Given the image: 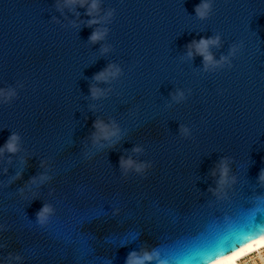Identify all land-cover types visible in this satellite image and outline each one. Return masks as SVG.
I'll use <instances>...</instances> for the list:
<instances>
[{"label":"water","instance_id":"water-1","mask_svg":"<svg viewBox=\"0 0 264 264\" xmlns=\"http://www.w3.org/2000/svg\"><path fill=\"white\" fill-rule=\"evenodd\" d=\"M200 2L101 0L100 15L110 8L115 13L89 27L86 8L65 0H0V89L18 94L6 103L0 97V148L13 132L21 137L19 152L0 154V224L7 229L0 230V245H8L0 247V258L11 251L24 257L14 264H125L144 241L174 245L213 218L249 211L264 195L258 181L264 169V0H214L204 20L195 13ZM96 27L110 31L93 43ZM217 34L221 44L211 48L217 60L234 43L243 41V48L231 67L205 71L203 56L188 57L187 46ZM106 44L112 47L103 53ZM110 63L122 69L120 76L96 81ZM93 84L107 95L94 99ZM177 90L185 93L179 102L172 96ZM97 118L120 126L114 147L93 145ZM182 124L190 136L181 134ZM136 146L143 151L134 152ZM122 155L154 167L146 176L129 171L125 178ZM224 156L234 158L237 183L219 199L208 189L216 187L211 172ZM18 172L21 178L13 180ZM41 173L52 179L29 191V181ZM45 202L56 213L40 226L36 213ZM258 218L264 222V212ZM231 230L241 239L218 255L264 234V225L248 231L233 222ZM167 258L171 264L190 259Z\"/></svg>","mask_w":264,"mask_h":264},{"label":"clouds","instance_id":"clouds-1","mask_svg":"<svg viewBox=\"0 0 264 264\" xmlns=\"http://www.w3.org/2000/svg\"><path fill=\"white\" fill-rule=\"evenodd\" d=\"M214 0H201L199 4L195 7L196 16L201 19H208L213 11ZM65 5L72 7L74 5H79L80 7L86 8V16L92 17L86 21L89 27L93 25H101L104 22L110 21V18L113 17L115 9L110 8L105 15H100L101 9V0H65ZM65 5H58V8L62 9ZM73 11L75 9L73 8ZM76 15L79 17L80 13L77 11ZM57 19V18H53ZM58 22V21H57ZM83 22V21H82ZM74 26H77L76 21H72ZM110 29L108 27H96L90 36V41L93 43L104 40L107 36ZM221 44V35L217 34L212 37H201L199 40H193L187 47L188 53L187 56L194 58L196 55L203 56L204 70L215 71L217 68H223L225 65L231 67L232 61L231 58L236 56L237 53L243 48V41L239 44H232L230 51L227 55H221L220 59L215 58V54L211 51L212 46H220ZM111 45H104L102 47V52L107 53L111 50ZM122 69L116 63H110L107 68L98 72L95 75L96 81H105L110 82L112 79H115L120 76ZM110 91V89L108 90ZM18 94L15 88L10 89H0V97H3V102H8L12 100L13 97H16ZM91 95L94 99H98L101 96L107 95V91L98 87L96 84L91 86ZM173 99L177 102L185 98V93L183 90H177L172 94ZM93 126L96 131L92 134L93 145H98L99 148L103 149L104 147H114L115 144L121 139V128L116 123L115 120H112L111 123H106L103 119L97 118L93 122ZM181 134L185 137L191 135V130L186 125H181L180 127ZM115 138V139H113ZM21 137L18 133L13 132L5 145L0 148V154L4 152L17 153L21 150L20 141ZM102 141H108L109 143L105 145ZM134 152L140 153L143 151V148L136 146L133 149ZM89 159H92V155L88 156ZM11 159V157L9 158ZM234 158L229 156H224L217 163L216 167L212 169L211 175L213 177H218L216 180V187L213 188L209 186V191L216 195L219 199H225L229 196L228 189L234 186L237 183V176L232 174V169L230 166V161ZM46 161L41 162V166L46 165ZM120 167L123 170L125 178L129 171H135L136 173L141 174V176H146L149 169L154 167L152 162L142 161L138 162L132 157L121 156L120 157ZM7 172V169H5ZM22 173H17L13 180L21 178ZM52 177L47 173H41L39 177L33 176L29 181V191H31V184H43L51 180ZM258 181L261 186H264V169H261L258 175ZM21 194H25V188L22 187L19 189ZM54 191V190H53ZM27 198V196H26ZM36 198V194L33 193V199ZM257 208H264V195H257L254 198V204L249 211H255ZM121 209L119 207L114 209L113 215H118ZM56 213V208L52 203L45 202L43 206L37 211L35 222L40 226L47 225L52 217ZM260 213H257L259 215ZM0 230L6 231L4 225L0 224ZM264 244V234L258 235L256 238L248 242L243 246V248L253 247ZM5 243L0 245V247H7ZM161 246L159 244H153L149 241H144L141 248L131 251L126 258L125 264H171L170 260L162 255L160 250ZM243 248L240 251H243ZM238 252L233 251L231 255L235 256ZM24 257L19 253L8 252L7 257L0 258V264H14L15 262L23 261ZM225 256L220 255L218 259H213L208 262V264H224ZM258 264H264V257L260 259Z\"/></svg>","mask_w":264,"mask_h":264},{"label":"snow or ice","instance_id":"snow-or-ice-1","mask_svg":"<svg viewBox=\"0 0 264 264\" xmlns=\"http://www.w3.org/2000/svg\"><path fill=\"white\" fill-rule=\"evenodd\" d=\"M264 212V208H257L255 211H244L242 209L233 211L228 216L213 218L208 224H205L194 235L184 237L174 245H163L160 250L166 257L188 256L187 261L195 264H203V261H212L218 259L219 249H224L234 240H240L241 237L231 230L233 222H242L246 230L254 231V226L264 225L259 221L257 213ZM224 225H227L226 228ZM211 237V239H208ZM231 251V249H229Z\"/></svg>","mask_w":264,"mask_h":264},{"label":"bare ground","instance_id":"bare-ground-1","mask_svg":"<svg viewBox=\"0 0 264 264\" xmlns=\"http://www.w3.org/2000/svg\"><path fill=\"white\" fill-rule=\"evenodd\" d=\"M264 244L258 245V246H253V247H248V248H243L240 247L236 249L235 251L238 252L237 255L233 256L231 253L227 254L225 256L224 264H240V260H242L244 257L247 255L257 251L261 247H263ZM243 248V251H240V249Z\"/></svg>","mask_w":264,"mask_h":264},{"label":"built area","instance_id":"built-area-1","mask_svg":"<svg viewBox=\"0 0 264 264\" xmlns=\"http://www.w3.org/2000/svg\"><path fill=\"white\" fill-rule=\"evenodd\" d=\"M262 257H264V246L244 257L240 260V264H258Z\"/></svg>","mask_w":264,"mask_h":264}]
</instances>
